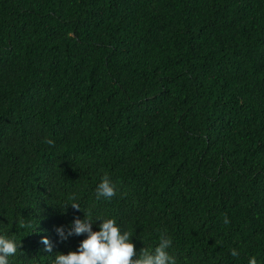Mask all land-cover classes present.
I'll return each instance as SVG.
<instances>
[{
  "label": "trees",
  "instance_id": "16d2710c",
  "mask_svg": "<svg viewBox=\"0 0 264 264\" xmlns=\"http://www.w3.org/2000/svg\"><path fill=\"white\" fill-rule=\"evenodd\" d=\"M83 211L137 253L167 235L177 264H264V0H0L11 264L76 251L55 228Z\"/></svg>",
  "mask_w": 264,
  "mask_h": 264
},
{
  "label": "clouds",
  "instance_id": "9594fccd",
  "mask_svg": "<svg viewBox=\"0 0 264 264\" xmlns=\"http://www.w3.org/2000/svg\"><path fill=\"white\" fill-rule=\"evenodd\" d=\"M51 143V141H49ZM116 186L107 177H103L95 189L97 200L110 201L116 196ZM72 203H68L73 209L81 210L76 198L70 197ZM65 208V207H64ZM84 213V218H74L69 225H60L55 228L58 240H67L71 236L84 235L86 238L80 241L76 251H69L67 254L58 253L53 264H177L174 255L168 249L172 245L167 235H162L158 245L152 251L144 250L137 253L134 244L131 242L130 233L122 231L114 218L93 219L90 213ZM100 221L98 230L93 231V223ZM225 217L224 223L227 224ZM45 250L51 252L52 242L43 236L41 238ZM20 242L5 234H0V264H11V258L15 257ZM240 255L236 248L230 249V256ZM135 257V258H134ZM248 264H257L255 256L249 257Z\"/></svg>",
  "mask_w": 264,
  "mask_h": 264
}]
</instances>
